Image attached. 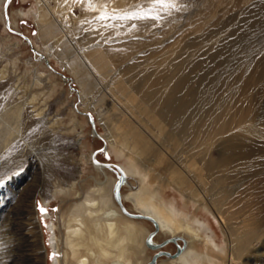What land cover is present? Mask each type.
<instances>
[{
    "label": "bare ground",
    "instance_id": "bare-ground-1",
    "mask_svg": "<svg viewBox=\"0 0 264 264\" xmlns=\"http://www.w3.org/2000/svg\"><path fill=\"white\" fill-rule=\"evenodd\" d=\"M34 1L37 8L32 17L47 52L44 55L36 50L43 55L40 60L54 56L63 63L79 87L77 95L84 109L91 110L104 128L97 137L121 156L131 157L127 166L114 163L123 175L120 186L127 179L135 184L129 183L126 194L119 187L114 203L111 186L105 182L110 181L113 187L117 180L110 179L105 169L95 167L103 179L92 175L93 184H87L86 191L75 182L65 187L56 183L54 195L60 193L74 201L58 220L47 213L52 220L46 225L45 245L33 195L27 200L29 213L22 228L16 234L8 228L7 204L17 187L15 181L21 178L16 176L0 191V246L3 243L7 248V253L0 255V264H17L18 252L23 253V264H47L48 250L61 253L52 264H141L148 229L132 219H145L141 216L154 222L148 220L155 228L146 239L152 248L161 246L151 245L157 230L170 235V241L176 234L189 238L178 236L183 246L174 255L159 252L150 264H249L251 257L256 258L252 264H264V259L259 260L264 255L262 215L233 222L239 202L244 197L250 199L264 183V85L259 69L264 52L257 54L255 47L254 54H243L239 61L242 56L235 50L264 28V0H176L177 7L161 12L158 20L123 21L97 17L103 6L119 15L123 10L135 11L137 4L149 7L146 0H91V7L89 0ZM229 7L237 9L236 16L223 19ZM8 20L11 28L16 22L10 21L9 15ZM5 74L0 70V79ZM105 74L111 75L107 79ZM95 75L108 83V90L94 91ZM68 79L65 76L63 80L70 82ZM35 97L6 113L0 127V148L9 142L16 121L18 135L32 128L56 136V122L47 118L46 105ZM106 100L114 106L107 108ZM139 120L142 124H135ZM103 167L117 177L120 174ZM139 167L145 173L139 172ZM148 170L174 187L185 208L194 204V213L166 203L167 185L150 183ZM125 201L135 213L127 212ZM201 209L218 221L226 258L214 253L217 243L206 231L200 237L199 229L208 228L195 217ZM121 211L130 218L123 217ZM249 220L251 223H246ZM30 239L35 255L28 249ZM201 241L203 251L197 249ZM159 254L169 257L159 262Z\"/></svg>",
    "mask_w": 264,
    "mask_h": 264
},
{
    "label": "rangeland",
    "instance_id": "rangeland-1",
    "mask_svg": "<svg viewBox=\"0 0 264 264\" xmlns=\"http://www.w3.org/2000/svg\"><path fill=\"white\" fill-rule=\"evenodd\" d=\"M4 1L5 0H0V70H4L6 74L2 79H0V127L3 125L11 107L18 103H26L33 95L36 96L35 99L37 98L36 101L39 104L46 105V111L48 113L47 118H49L51 122H56V136L54 137L50 136L48 133L43 134L40 129L34 130L32 128L27 130L25 129L22 131V135H18L19 125L18 121H16L15 126L10 131V136L8 135L7 137V141L9 142H3L2 147L0 148V157H2V159H0V167L4 170L17 172H19L21 168L23 169V171L17 176L18 178H21L17 181L14 180L18 184L17 187L14 188L13 194L7 204V211L10 215L7 216L6 222L8 223V228H12L10 229L12 233L18 232V230L22 228L21 222L25 220V217L29 213L27 200H31L32 197H30V195H33L39 225L44 233L43 242L46 245L48 241L45 233L47 228L46 225H48V222L52 220L49 216L51 215L53 220H58L60 213L63 210L68 209L72 204V201H74L61 195L60 193L55 196L53 193L54 185L59 183V187H65L66 185L75 182L77 183L78 188L82 187V189L86 191L89 185L93 184V180L90 177L94 176L96 178L98 177L99 180L103 179V176L98 174L99 172L95 168L96 165L92 164L90 160V152L101 148L103 144L105 149L98 151L96 154V160L98 161L127 166L131 157L128 155L125 157L121 156L118 152H115L106 146L102 139L91 134L90 125L87 121L86 115L76 112L77 110L75 109L90 113V115L95 119L94 129L99 135L104 133V128L100 125L95 114L91 110L84 109L83 104L80 102L77 95L79 87L74 81H72V76L68 73L63 63H61L56 57L50 56L48 62L56 73L53 72V70L49 68L43 60H40V58H38V56L30 50V46L27 44L26 40L18 34V32H20L27 36L35 50L47 55V52L42 47L38 34V28L32 17V12L37 8L35 1L10 0L7 12L10 21L13 22L14 20L16 22L15 24L13 23L14 26H11L15 32L10 31L5 25L3 10ZM229 8L223 19H226L228 15L235 14L236 16L237 9L235 10L234 8ZM255 47L257 54L264 52V28L253 32L251 36H249V40L246 44L235 47V50L237 55L242 56L244 54L248 56L252 55L253 51H255ZM181 49V53H183L184 47H181ZM251 51L252 53H250ZM62 52H66V50H62ZM66 54L70 55L68 52ZM243 59L244 56H242V59L239 58V61ZM263 68L264 63H262L261 67H259L262 74L260 75L262 77L261 82L264 85ZM60 73L69 77L68 81L70 82L63 80ZM110 75L111 74H109V76ZM105 76H107V79L109 78L108 74H105ZM100 80L101 77L99 75H95L94 80H92L95 92H101V90L103 92L105 89L108 90L109 88L107 82ZM253 87L254 86L252 85V88ZM110 100L104 101L107 108H112L114 106ZM129 124V126H132L133 122H129ZM135 124L141 125L142 122L139 120ZM104 169L110 179L115 178L117 180L116 174L112 172L111 169H107V167H104ZM143 170V168L139 167V172L145 173V170L144 172ZM147 173L148 175L150 174L147 177V180L150 183H161L164 186L167 185L165 181L159 179L151 171L149 172L148 170ZM240 179L241 177L239 180ZM127 181H125L121 186L123 194H126L129 191L130 184L132 186L135 184V182H132L131 179H127ZM105 183H107V186H111L113 193V187L112 184H110V181ZM261 187H258V190L252 194L250 198L251 200L244 197L243 201L241 200L239 202L237 206L239 207L238 210L240 212L238 211L237 214H234L233 222H236V220L241 222L245 217L256 216L259 213L258 215H262L260 221L264 224V183ZM84 188L87 189L85 190ZM166 189L167 190L164 193L166 203H175L178 209H184V211H187L189 214L194 213V204H190L188 206L189 208H185L184 199L174 189V187L167 185ZM1 190H3V188H0V191ZM256 199L258 202H256ZM114 203H117L115 199ZM41 206L46 209L44 213H41L40 211ZM123 206L127 212L135 213V210L129 202H123ZM248 207H251L250 210ZM253 208H255L256 211ZM247 209L248 212L246 216L245 212ZM121 214L123 217H129L122 211ZM236 216L238 217L237 219L235 218ZM195 217L200 223L202 222L208 227L206 229H201L198 223L195 224L202 232L200 237L202 238L203 232L206 231L205 233L210 235L211 239L217 243L218 250H214V253L219 255L221 258H226L221 250L224 248V235L218 221L202 209L199 210L198 213H195ZM132 219L142 222L144 226H146L148 229L146 233L148 234L147 237L150 235L149 233L154 230V226L148 220L137 218ZM246 223L250 224L251 221L249 220V222ZM27 231L29 234L30 231ZM176 236L177 237H172L175 238L173 239L174 241H170L168 240L171 237L170 235H165L157 230L151 237V245L161 244V246L157 248L148 246L146 237L144 244L146 255L141 264H150L152 257L159 252H168L171 255H174L177 252L178 247L183 246L184 244V241L180 239L183 235L176 234ZM183 238L189 241L187 236L184 235ZM32 239H30V247L28 246V249L32 255H35L37 251L35 245L31 242ZM261 239H263L264 242V234H262ZM3 245L4 244L2 243L0 246V251L2 252H0V255L2 256L7 253V248H3ZM204 248L205 245H203V241L197 244V249L203 251ZM18 254L19 258L15 255L17 264H23V253L21 254L18 252ZM53 254L55 253L51 250L47 251V264H52L53 258L61 255V253L58 252L55 256H53ZM168 257L169 256L164 254H159L156 256V261L158 260L161 262L163 259H167ZM253 259L256 258L251 257V259H248L250 261H248L249 264L253 263ZM263 259L264 255L260 257L259 260ZM24 262L26 263V261Z\"/></svg>",
    "mask_w": 264,
    "mask_h": 264
},
{
    "label": "snow or ice",
    "instance_id": "snow-or-ice-1",
    "mask_svg": "<svg viewBox=\"0 0 264 264\" xmlns=\"http://www.w3.org/2000/svg\"><path fill=\"white\" fill-rule=\"evenodd\" d=\"M67 2V0H65ZM73 2H79V0H73ZM149 7L145 8L142 4L134 5L135 11L123 10L122 14L117 15V10L113 9L111 12L106 10V6H103L100 11V15L97 17L98 20H108L119 19V20H158L160 19L161 12H168L171 9L177 7L176 0H146ZM89 6L91 7V0H89ZM2 159V157H0ZM23 169L21 168L19 172L4 170L0 167V188H4L8 183L18 176ZM120 184H117V198H119L118 189ZM41 213H44L46 209L41 206ZM55 256V254H53Z\"/></svg>",
    "mask_w": 264,
    "mask_h": 264
},
{
    "label": "water",
    "instance_id": "water-1",
    "mask_svg": "<svg viewBox=\"0 0 264 264\" xmlns=\"http://www.w3.org/2000/svg\"><path fill=\"white\" fill-rule=\"evenodd\" d=\"M9 1H10V0H5V1H4V5H3V7H4V15H5V25H6V27H7L10 31L15 32L13 29H11V28L9 27L8 15H7V13H6V8H7V5H8V3H9ZM18 34H19L20 36H22V37L26 40L27 44L30 46V50H31L34 54H37L38 58L43 59V55H42L41 53L37 52V51L32 47L31 42H30V39H29L27 36H25L24 34L20 33V32H18ZM44 62H45V64H46L49 68L53 69V68L50 66L49 62H48L46 59H44ZM53 70H54V69H53ZM61 77L64 79V78H65V75L61 74ZM86 116H87V121L89 122V125H90L91 134L94 135V136H97V133H96V131H95V129H94V125H93V122H92V118H91V116L89 115V113H86ZM103 149H104V144L101 146V148L96 149V150H93V151L90 152V160H91V163L94 164V165H96V166H101V167H102V166L112 167V168H114V169H116L117 171L120 172V169H119L114 163H102V162H99V161H97V160L94 159V154L97 153V152L100 151V150H103ZM122 180H123V175H122L121 172H120V174H119L118 177H117V181H116V183H115L114 186H113V197H114V199H115L116 201H118L117 194H116V192H117V184H118V182H119V184H120V183L122 182ZM141 217H143V218H145V219H147V220H150V221L154 224V222H153V220H152L151 218H149V217H147V216H141ZM154 228H155V225H154ZM146 242H147V241H146ZM153 258H154V257H152L151 261H153Z\"/></svg>",
    "mask_w": 264,
    "mask_h": 264
},
{
    "label": "flooded vegetation",
    "instance_id": "flooded-vegetation-1",
    "mask_svg": "<svg viewBox=\"0 0 264 264\" xmlns=\"http://www.w3.org/2000/svg\"><path fill=\"white\" fill-rule=\"evenodd\" d=\"M95 167H96V168L98 167V168L104 169L103 166H102V167H101V166H95ZM126 181H127V180H126ZM123 184H124V183H123ZM125 184H126V183H125ZM121 186H122V185H121ZM121 186H120V187H121ZM119 189H120V188H119Z\"/></svg>",
    "mask_w": 264,
    "mask_h": 264
}]
</instances>
